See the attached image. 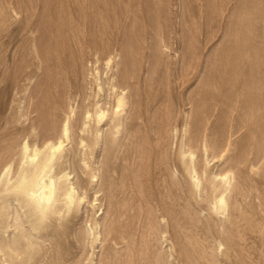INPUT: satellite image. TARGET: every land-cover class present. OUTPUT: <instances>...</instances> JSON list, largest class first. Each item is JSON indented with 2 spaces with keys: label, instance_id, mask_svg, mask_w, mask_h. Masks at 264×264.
Returning a JSON list of instances; mask_svg holds the SVG:
<instances>
[{
  "label": "rangeland",
  "instance_id": "rangeland-1",
  "mask_svg": "<svg viewBox=\"0 0 264 264\" xmlns=\"http://www.w3.org/2000/svg\"><path fill=\"white\" fill-rule=\"evenodd\" d=\"M60 60L72 97L49 133L92 115L61 160L85 196L36 228L11 203L0 264H264V0H0V143L17 160L32 109L62 98ZM97 72L129 87L101 124L82 102ZM194 164L231 184L199 188Z\"/></svg>",
  "mask_w": 264,
  "mask_h": 264
},
{
  "label": "bare ground",
  "instance_id": "bare-ground-1",
  "mask_svg": "<svg viewBox=\"0 0 264 264\" xmlns=\"http://www.w3.org/2000/svg\"><path fill=\"white\" fill-rule=\"evenodd\" d=\"M66 64L67 62L65 60H60V70L56 75H54V77H52L51 80H49L52 84L53 90L55 89L58 93H61L62 98L59 97L58 101L53 104L52 109H32L31 111V114H35V118L30 120L29 125L26 128V132L33 145H29V143L25 142L24 139L25 144H23L20 151L23 153L22 159H16V149L11 144L12 142L9 144L7 143L8 140H2L0 143V227L6 223L7 212L10 211V206L13 202L18 203V207L20 208L19 210H25L27 218L33 222L34 227L36 228L41 226V223L45 218L49 216L61 215L65 209L70 208L73 204L80 206L84 199L83 180L85 179H80L79 175H77L75 180L76 182L72 183L70 178L72 172H68L70 171L69 168L65 169V167H63L69 162L65 161V163L61 162V160L63 158L62 152H64L65 144L67 142H71L73 140L75 141L73 144H75L78 148H83L82 146L85 142V137L89 133V129H86L88 124L85 122V118L88 120L89 118H92V115H89V111H85L86 113L83 126L78 128L79 131L83 132L82 134L84 136L77 134L78 130H75L76 126L71 121L69 123V120V124L63 126L61 132L57 136H52L49 133V131L53 128L52 119L55 118L61 110L58 108L61 105L62 99L72 97V91L70 89L68 79V69H70V67H74V63L70 67H67ZM89 75H92V80L90 78L91 81L85 78V76L83 77L84 87L82 102L84 105L89 103L94 109H96L94 114L98 124H101L108 118V109H113V116L126 110L125 107L127 97L125 95V91L129 88L128 86H125L124 84L122 86L114 82V80L112 81L111 78L115 76L113 72L107 74L106 79H103L105 76L103 78L101 77L100 72H97L96 74L89 73L88 78ZM105 86L108 87V89H106ZM49 92L50 89L48 90V93ZM63 92L66 94L64 95ZM112 99L117 101V105L111 104ZM109 105H111L110 108H108ZM128 112H130V110ZM76 116L75 118H77ZM120 116L121 115L119 114V117ZM69 119L71 120V118ZM106 122L107 121H105V123ZM75 137L79 140V143L76 141ZM90 149L91 148H89V150ZM190 154L192 156V153ZM196 165L194 164V166L191 165L189 167L186 166V171L187 173L189 172L191 178L198 181L197 186L199 188H208L209 185L212 186L211 184H223L224 186L231 184V182H229L228 175L220 174L211 176L209 182L207 181L206 183L204 180L203 183V176L197 171ZM85 167L88 168L86 165ZM87 168H85V171H87ZM76 169L73 168V174L76 172L79 173ZM212 190L214 189L212 188ZM220 198V202L223 206L227 204L224 196ZM26 239L27 236L24 233L18 239L13 241L11 246H7V254L11 258L16 259L18 256L17 249L22 247L21 244L24 243Z\"/></svg>",
  "mask_w": 264,
  "mask_h": 264
}]
</instances>
